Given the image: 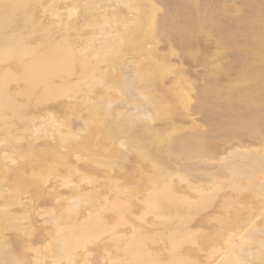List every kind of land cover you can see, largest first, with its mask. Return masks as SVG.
I'll list each match as a JSON object with an SVG mask.
<instances>
[{
  "label": "rangeland",
  "instance_id": "1",
  "mask_svg": "<svg viewBox=\"0 0 264 264\" xmlns=\"http://www.w3.org/2000/svg\"><path fill=\"white\" fill-rule=\"evenodd\" d=\"M191 1L195 3L194 0H164L160 3L153 0L147 6L148 10H144L146 11L145 14L151 13L154 16L156 13L157 17L156 14L154 17L146 15L142 20L145 22L150 20V22H147L148 24L152 21L159 22V26L164 29V34L160 35V37H155L157 38L156 40L152 36V39H150L156 41L153 45L152 41H149L150 36H147L149 40L146 39V41L143 39V33H139V35L137 33L139 38L140 35L141 38L143 36L142 41H146V44L148 42V45L142 42V49H137L138 53L143 56H141L142 61L138 59L137 52H132L137 57L131 55L130 51L128 52L129 56L125 52L127 59L125 55L123 57L124 53L118 52L117 54L107 55L101 63H98L92 57L84 58V61L78 60L75 63L76 66L70 69L77 74L87 72L90 68L94 69L93 66H96L100 70L96 71L97 75L104 74L103 70L107 69L109 73L108 75L106 73L104 79L109 75H113V78L107 77L110 80L105 79L108 82L106 85L87 84L81 86L79 90H73L67 95L58 97L56 100H46L42 97V93L45 90L43 84L29 88L23 77L26 69L21 65V61L12 62V67L10 68L12 78L17 81H12V87L2 88L8 97L12 96V109H0V130L4 129L8 133L4 140L5 142H0V153H5L10 158L18 161L14 169H12V164L10 165L11 169L9 171H4L0 165V264H34L29 250L44 245L55 249L60 244H63L67 246L68 252L71 253V258L76 259L77 234L84 225L82 214L85 215L86 211L91 210L94 197L110 196L111 200L115 198H123L122 200H124L127 197L126 194H130L133 198L136 196L138 198L142 197L145 189L151 186V183L146 182L150 179L147 176L149 174V172L147 174V170L155 178L159 176L157 167L166 168L181 161L190 167L194 165L192 168L200 167V170L202 169L201 171H205V173L208 171V174L206 173L208 178L214 175V169H216L214 176L220 177L222 174L224 175L222 171L221 173L219 172V166L217 165L219 158H221L220 155H223V150L220 146H224V144L219 143L221 139L217 140L216 138L221 137L222 131L217 129V132L214 128L216 129L217 125H221L223 121L229 125L228 129L235 128L240 122L238 121L239 117L244 111L251 108L258 109L261 107L264 118V0L229 1L226 6L217 10L219 13L218 18L220 19H212V21L209 20L207 22V33L202 36L205 37L204 39L201 38L200 33H194V36L192 35L191 37L185 36L186 20L192 16L191 10L194 8ZM196 1L198 3L201 2V0ZM108 2L110 3V1ZM57 3L50 8L60 7L59 12L61 11L62 17H65L67 12L63 8L66 5L65 2H63L64 4L62 2ZM104 3L105 5L102 4V7H99L103 11V8H106V5L108 6V3L105 1ZM112 3L117 6L111 0L110 4L112 5ZM57 7L53 10H58ZM110 8L111 6L106 9ZM120 8L126 13V8ZM257 8L262 11L261 14L258 16L250 14L248 17L240 19L237 23L232 22L230 31L220 33L221 25L227 21L224 16L238 15L246 10L253 12ZM101 9L99 10L102 11ZM23 11L24 9L15 15L12 26V40L17 39V32L20 29L18 27L24 24V22H20V16L23 17V14H21ZM126 15L130 17L131 12L126 13ZM147 17L151 19H147ZM78 19L79 17L76 18L75 25L80 29V25L83 23L80 22L82 19ZM218 20L220 21L218 22ZM143 21H141L142 24H144ZM147 23L144 26H148ZM84 28L86 27L81 28L82 31L77 30L80 33H76L77 36L70 32L72 36L69 39L78 42V44L76 42V47L78 45L82 47L86 43L84 41L92 40L93 36L96 37L93 29L86 28L88 32H85L86 29L84 30ZM83 32H85L86 36ZM78 34L83 35V39ZM55 35L59 38L60 33ZM73 35L74 37L76 36V40H72L74 38ZM144 35L147 34L144 33ZM195 35L196 38L198 35L200 36L198 41H195ZM138 36L134 35V41L138 40V38L136 39ZM88 37L92 39H87ZM141 38L139 39L140 41ZM22 40L28 41V45L33 51L39 49L45 43L43 36L37 33H31L22 38ZM136 44L140 45V43ZM145 46L148 50L145 48L143 50ZM153 46H156L157 49L154 47L156 51L153 50ZM149 47L153 49H150L148 54L146 51H149ZM128 57L133 60H129L131 64L134 63L132 66L135 70L136 88L145 96L143 103L148 104L154 113V119L147 123L139 124V122L127 121L129 119H125L126 122H122L119 119L120 117L122 119L123 115H125L126 109H123L124 101L126 103L129 102L128 104L142 101L126 96L125 91L121 89L125 81L120 68L124 65L115 66L119 71L117 70L118 73H116L114 69L115 71L112 70L113 73L111 74V66L113 65L114 67L118 60L124 58L128 61ZM133 58L137 59L134 61ZM135 62H137L136 65ZM4 71L5 69L0 66V75ZM77 77L78 75L72 77L76 79L74 81L76 83ZM54 81L52 82L54 83ZM117 113L122 116H117ZM47 114H52L57 120L65 118L64 120L67 119L70 122L78 114L74 122H78L81 119H88L89 124L94 122V124L88 125L90 128L89 130L87 129V134H83L85 139L81 144H73L68 147V153L81 158V163L83 164L78 163L79 174L69 173L63 167L61 162L62 151L50 149L46 135L43 132H40L34 139L21 141L16 139L25 138L33 125L39 122V118ZM114 115L117 116V119L114 118ZM97 116H100L98 117L99 120L102 118V121H99L101 122L100 125L95 123L98 119L91 121L95 120ZM8 120H12L11 125H7L6 122ZM131 123H134L133 125L135 126ZM209 124L211 126L217 125L213 126V128L209 127ZM136 126H140L141 129L144 126L146 130H155L160 133L157 137H154L156 136L155 134H153L154 136L149 134L147 137ZM210 128H213V130ZM208 129L212 131V134L211 132L209 133ZM213 131L215 132L213 133ZM205 134L207 135L205 136ZM223 134H225V131ZM150 135L153 138H149L151 137ZM117 136L119 138L125 137L128 141L127 146L130 154L128 153V163L123 162L126 165L123 169L118 170L116 168L111 171L108 167L110 165L107 164L110 162V158L114 157V154L110 151L111 149H108V146L110 147L111 140L114 141ZM211 136L212 139L215 136L216 138L214 137V139L217 141L212 140ZM125 139L124 141H126ZM229 144L233 146L235 142ZM229 146L232 148L231 145ZM144 147H147V149ZM118 148L116 147L115 149L117 150ZM220 148L221 150H219ZM117 151L122 152L120 149ZM262 151L263 148H261ZM136 154L138 155L136 156ZM138 156L142 157V160ZM198 157L204 159V167V162L199 161L203 168L200 163L195 161ZM185 159L191 161L188 162L186 160V163ZM190 162L196 164H191ZM207 163L210 166H206ZM116 164L120 165V160H117ZM196 165H199V167ZM212 166H214L213 169ZM142 167L145 170H142ZM203 172L201 174L205 176ZM210 172L213 174H209ZM195 173L198 174V178H201V175L199 177V170ZM35 180H50L55 185L60 186L61 200L54 203L47 195L37 197L35 193L29 194L30 187L28 185ZM199 180L202 181L203 179ZM240 184L244 185L245 183L241 181ZM222 190L218 192L215 198L217 200L219 198V200L213 201L207 207V211H209L208 208L211 209L219 204L223 197L230 196L233 199L235 198L237 209L240 205L242 211L248 207L253 209L252 211L255 213L259 208L264 211V199H260L263 200L261 202L245 193L238 195V198L236 193L234 196L232 195L233 192L231 194L233 190L229 192L230 189L224 188V191L221 192ZM225 190L228 191L226 194H224ZM191 197H195L193 199L197 200V194H191ZM259 202L262 203V206ZM35 204H37L36 207ZM68 205L73 209L69 217L71 220L65 224V229L59 227L60 223H58L56 228L45 226L36 230L27 227L32 220L61 218ZM131 205L134 207L130 209L133 210L135 208L133 211H136V206L132 203ZM43 212L46 214L42 216ZM260 221L261 218L256 222ZM17 230L20 231L15 233ZM45 251L43 249L41 259L51 260L50 255L52 256V254H48L49 250L46 254L48 259L47 257L44 258ZM46 261L40 264H46Z\"/></svg>",
  "mask_w": 264,
  "mask_h": 264
},
{
  "label": "bare ground",
  "instance_id": "2",
  "mask_svg": "<svg viewBox=\"0 0 264 264\" xmlns=\"http://www.w3.org/2000/svg\"><path fill=\"white\" fill-rule=\"evenodd\" d=\"M104 1L108 3L106 8L110 6L111 8L108 10L103 8V11L99 7H102V4L105 5ZM108 1L111 3V0H0V66L5 69L0 75V109H12V96L8 97L2 88L12 87V81H17L12 78V71L10 70L14 61H21V65L26 69L23 77L27 86L30 88L43 84L45 90L42 93V97L52 101L60 96L67 95L73 90H79L81 86L87 84L106 85L108 82L105 79L110 80L113 78V75H109L107 77L110 79L107 77L104 79L106 73L107 75L109 73L107 69L103 70L104 74L97 75L96 71L100 70L96 66H93L94 69L90 68L87 72L76 74L70 69L76 66L75 63L78 60L84 61V58L92 57L98 63H101L107 55L121 52L124 53V57L125 52L128 55L130 51L131 53L137 52L138 59L142 61V55L138 53L137 49H142L143 44L148 45L146 41L150 38L152 39V36L155 38L164 34V29L159 26V22L152 21L148 24L147 22H150V20H146V22L142 20L144 16L151 15V13H145L148 10L147 6L153 0H112L117 6H114L113 3L111 5ZM154 1L160 3L164 0ZM194 1L195 3L191 1L194 5L193 10H191L192 16L186 20L185 36L191 37L192 35L194 36V33H200L201 38L204 39L205 37L202 36L207 33V22L209 20L212 21V19H220L218 18L219 13L217 10H220L221 7L226 6L232 0H201L200 3L196 0ZM57 2H65L66 5L63 7L67 11L65 17H62L61 11L59 12L60 7L56 6L58 10H53L56 7L50 8ZM120 7L126 8L127 14L131 12L130 17H127ZM22 9L24 11L21 13L23 17L20 16V22H24V24L18 27L20 29L17 32V39L12 40L14 18ZM261 13L262 11L257 8L253 12L246 10L238 15L224 16L227 21L221 25L220 33L230 31L232 22L237 23L240 19L248 17L250 14L258 16ZM77 17H79L78 20L82 19L80 21L83 23L80 25L81 28L93 29L96 35V37L93 36V39L100 38L93 40L88 37L87 39L92 40L84 41L86 43L82 47L79 45V47H76L77 41H71L69 37L72 36V32L76 35V33H79L78 31H82L81 28L78 29L77 25H75ZM148 17L147 19H151ZM158 18L157 20H159ZM145 23L148 26H144ZM87 29L85 32H88ZM85 32L83 33L85 34ZM31 33H37L45 39L44 45L34 51L30 49L28 41L22 40V38ZM59 33L60 36L57 38L55 34ZM137 33L138 35L143 33L144 38L143 36L142 38L145 40L148 38L147 36L150 37L144 42L140 35V41ZM144 33L147 35H144ZM79 34L78 36H82L81 39H83V35ZM134 35L138 36L136 37L138 40L134 41ZM74 38L72 40H76ZM198 38H200L199 35L196 40H193L198 41ZM151 39L149 41H152L154 45L156 41ZM142 42L144 43L142 44ZM136 43H140L141 46ZM154 47L156 48V46ZM144 48L148 50L146 46L143 47V50H145ZM153 48L149 47V51L146 52L149 54L150 49L152 50ZM155 48L153 50L156 51L157 48ZM143 52L146 53L145 51ZM131 55H135V53ZM128 58V61L124 58L118 60L114 67L112 65V69L110 68L111 74L114 69L118 73L119 69H116L115 66L124 65L125 67H119L123 72L122 76L125 81L121 89L125 91L126 96L142 101L133 104H128L129 102L126 103L124 101L123 109L126 110L123 117H125L124 119L123 117L119 119L122 122H126L125 119H129L127 121H135L136 123L139 122V124L147 123L154 119V113L148 104L143 103L145 96L136 88L135 70L132 66L134 63L131 64L129 60H132V58ZM75 75H78L77 83L74 82L76 79L72 78ZM53 80H55L54 83L52 82ZM262 111L261 107L244 111L239 117L238 121L240 122L232 129H228L229 125L224 121L223 123L221 121V125H217L220 122L215 124V126L217 125L216 129L214 125L213 127L209 124V127H213L214 130L220 129L222 131L219 130L222 133L221 137L217 135L215 136L219 138L214 137L217 140L221 139L219 143L224 144V146H220L222 147L223 155H220L219 163L213 162L217 163L219 172L221 173L222 171L224 175L222 174L220 177L214 176V171H216L214 169V175L208 178V175H206L208 171L206 173L201 171L202 169L200 170L199 165H196L199 168H192L194 165L190 167L181 161L170 167H157L159 176L155 178L147 170V174L149 172L147 176L150 179L146 182L151 183V186L147 189L144 188L145 193H142L144 194L142 197L139 195L140 198H138L135 195L136 197L133 198L130 194V197L126 194L129 198L125 197L124 200H122L123 198L111 200L110 196L94 197L91 210L86 211L85 215L82 214L84 225L77 234L76 259L71 258V253L68 252L67 246L63 244H60L55 249L44 245L29 250L34 264L46 261V259H41L43 249L45 251L46 248L44 258L47 257L48 259V255H46L48 250V254H52V256L50 255L52 259H48L49 262L47 260L46 264H264V211L259 208L255 213L249 207L242 211L240 205L238 207L240 210H238L237 202L235 203V198L233 199L231 196L223 198L220 196L222 199L219 204L215 202L217 205L211 209L208 208L209 211H207V207L213 201L219 200V198L218 200L215 198L220 190L223 189L221 192L224 191V188L230 189L229 192L233 190L231 194L233 192L232 195L234 196L236 193L238 198L245 193L251 195V198H256V200L264 199V118ZM118 115L122 116L120 113H117ZM76 116L75 118H77ZM114 116L117 119V116ZM98 117L100 116L91 121H96ZM40 118L39 122L33 125L25 138L16 139L18 141L34 139L40 132H43L46 135L50 149L62 151L61 162L63 167L69 173L79 174L78 163L83 164L81 163V158L68 153V147L73 144H81L85 139L83 134L86 133L87 129L89 130V126L94 124V122L89 124L88 119L74 122L75 118L72 119V122L67 119L64 120L65 118H61L62 120L59 119V121L52 114H47ZM100 120L102 121V118ZM100 120L98 119L97 121L99 122ZM97 121L95 122L96 125H100L101 122L98 124ZM6 123L11 125L12 120H8ZM136 127L147 137L149 134H155L156 136H153L157 137L160 133L155 130H146L144 126L141 129L142 125L141 127ZM213 128L210 129L213 130ZM210 129L208 131L212 134ZM224 131L225 134H223ZM7 135L8 133L4 129L0 130V142H5ZM152 135L149 138H153ZM214 137L213 139L212 136L210 138L217 141ZM124 139L125 137L119 138L117 136L114 141L111 140L110 147L108 146V149H111L110 151L114 154V157L110 158L111 164L110 162L107 164L110 165L108 167L111 171L116 168L118 170L123 169L126 166L123 162L128 163L127 158L130 152L127 146L128 141L126 139L124 141ZM106 142L108 141L106 140ZM231 142H235V145L229 144ZM225 144L228 146H225ZM116 147H120L117 150L120 149L122 152H118L115 149ZM144 148L147 149V147ZM261 148H263L262 152ZM105 150L107 152V148ZM110 151L108 150V152ZM142 157H139L140 160H142ZM117 160H120V165L116 164ZM186 160L188 162L191 161ZM203 160L198 157L195 161L200 163L204 162ZM17 161V159L10 158L5 153H0V165L4 171H9L11 164L12 169H14ZM192 162L190 163L196 164ZM200 165L202 167L201 163ZM204 165L205 162L203 167ZM207 165L210 166L208 163ZM154 168L156 169V167ZM142 170H145V168L143 169L142 167ZM198 170L200 171L199 177L201 175L203 179L202 181L199 180L201 178H198V174L195 173ZM224 170L226 173L223 172ZM201 172L207 178L202 176ZM197 180L199 181L197 182ZM241 181L245 184H240ZM28 187H30L29 194L31 195L34 193L37 197L47 195L54 203L61 200L60 186L55 185L50 180H35L33 183H29ZM226 192L228 191L225 190L224 194ZM191 194H197L196 201L193 199L195 197H191ZM237 197L236 199H238ZM34 201L36 202V200ZM260 201L262 202L263 200ZM131 203L136 206V211H133L135 208L133 210L130 209L134 207H132ZM255 204L258 205L256 202ZM260 204L262 206V203ZM36 206L37 204H35ZM38 209L40 208L38 207ZM72 209L68 205L61 218L32 220L26 226L39 230L45 226L56 228L58 223H60L59 227L65 229V224L71 220L69 217ZM204 209L206 210L203 211ZM45 214L43 212L42 216ZM260 218L261 221L257 223L256 221ZM19 231L17 230L15 233Z\"/></svg>",
  "mask_w": 264,
  "mask_h": 264
}]
</instances>
